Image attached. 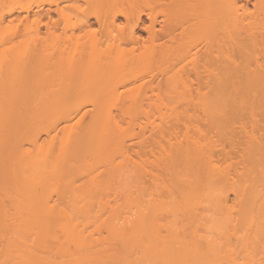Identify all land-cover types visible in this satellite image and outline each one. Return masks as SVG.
<instances>
[{"label": "bare ground", "instance_id": "obj_1", "mask_svg": "<svg viewBox=\"0 0 264 264\" xmlns=\"http://www.w3.org/2000/svg\"><path fill=\"white\" fill-rule=\"evenodd\" d=\"M24 1L0 0V24L16 11H33ZM238 1L197 0L221 4L220 25L229 21L225 27L237 34L231 55L217 57L207 76L196 73L195 89L188 76L164 75L185 109L155 104L167 110L164 125L151 122L150 135L139 133V160H131L127 142L136 138L131 126L145 102L158 97V75L151 76L149 95L143 88L128 92L122 89L142 76L121 78L116 68L135 60L169 62L172 52L153 43L142 56L124 59L117 42L139 44L142 29L155 42V19L145 26L142 14L113 3L97 18L104 38L90 43L92 52L70 60L60 49L46 55L35 47L14 60L16 67L8 64L0 77V87L12 86L10 114L0 103V155H11L12 198L0 202V229L10 227L12 243L0 251V264H109L117 254L131 259L117 255L113 264H264V61L245 51L264 22L243 24ZM119 17L126 26L119 28ZM52 24H45L49 33ZM26 31L41 34L40 26ZM123 97L130 103L116 107ZM119 115L131 120L132 131Z\"/></svg>", "mask_w": 264, "mask_h": 264}, {"label": "rangeland", "instance_id": "obj_2", "mask_svg": "<svg viewBox=\"0 0 264 264\" xmlns=\"http://www.w3.org/2000/svg\"><path fill=\"white\" fill-rule=\"evenodd\" d=\"M263 2H264L263 0L238 1L237 4L239 7L238 15H240L242 22L244 21L243 24L246 23L248 24L253 21L255 22V20L258 22L261 21V23L264 22ZM113 3H116L117 5L122 6L125 9H128V11L129 8H132L135 11L134 13L142 14L145 26L150 25L151 20L153 19L157 21L156 31L158 38L156 39L155 42H153L151 39L153 38L152 35L142 29L145 28L144 25L143 26L141 25L142 26L141 29L143 31L140 29H139L140 31H138V35L140 36L139 44L126 43V41H121V40L117 42V44H120V49L124 51V55H123L124 59H130V58L134 59L135 57L138 58L139 56H142L145 53V51L152 46L153 43L156 45L166 44V47H168L172 52L170 57L171 60L169 62H162V63L149 65L145 60H139V61L135 60L128 64H122L116 68L117 72H121L122 74L121 78H129L130 76H134V75H138L139 77L142 76L141 78H139L138 81L130 83L126 85L125 88L122 89L128 92L135 91L139 88H143L141 89L142 92L146 91L148 92L149 95L151 91L150 89L151 76L155 74L158 75V76L156 75L157 76L156 81L154 80L155 82L154 85L157 88L156 93L158 97H156L155 101L153 100V102H148V103L145 102L146 103L145 113L142 114L141 116L139 115L137 119L135 118L136 120L134 121L132 126H131V120L129 118L127 117L123 118V116L121 115H119L121 117L118 118L124 129H129L130 131L134 129V131L130 134L135 135L134 137L136 138H134V141L133 138L131 140H128L129 142H127V146L130 147L129 154L131 160H139L138 153H140L141 147L143 145L141 144L140 146L139 143L140 140H138L137 138L139 133L142 134L143 133L142 131L145 130L144 132L146 133L147 131V135H150V133H148L149 132L148 130L151 126V122H155V124L158 125V128H160L159 126L160 124L164 125L161 122V120L164 119L162 118V115H164L163 113H165L167 110L163 108L164 109L163 112L162 111L160 112L159 109L155 108V104L159 105L162 102L161 104H167L168 106L170 105V107L177 106L178 112L185 109L184 107L185 104L183 105L184 101L179 98L180 96H178L177 93L172 92L170 86H167V84H165L167 82L168 77L166 78V76L164 75H166L169 72L168 73L169 75H172L174 73H179V75L183 74L182 76L185 79L186 76H188L187 78L190 77L189 78L190 80L186 79L188 81V85L192 84L190 85L191 88L193 86V88L195 89L196 87H198V81L195 77L196 73H201L202 76L209 74L211 71L213 72L218 67L217 57L223 58L231 55L230 49L232 46L230 44L232 43L231 41L233 38L236 39L235 36H237V34L236 33L234 34L233 29H232L233 31H231V28L225 27L227 26L228 23H230L229 21L228 23L225 22L226 25L224 27L223 25H220L223 24V21H225L224 20L225 17L223 14L224 11L222 10L221 4L219 5L221 7H219L214 3L205 4V3L197 2V0H34V1L26 0L23 2V4L31 6L33 11H31L29 14L26 13L25 11L24 12L20 10H19L20 12L16 11L9 17L7 16L3 24H0V77H2L4 74L9 72L8 69L9 65L12 66V68L18 65L17 61L16 62L14 61L17 59L18 56L27 55L28 53L32 52V50H34L35 47L37 49L40 50L43 49L44 51H46L45 52L46 55L49 52L54 51V49L55 50L60 49V53L62 54L65 53L66 54V55L64 54L65 56L68 55L67 58L70 60L79 59L81 53L83 52H84L83 54L92 52V50H90L88 47L90 43L95 39L104 38V26L100 22H98L97 18L101 15L102 18L107 8H109ZM27 15L29 18L28 20L25 19L26 18L25 16ZM87 18L90 19L89 22L90 25L84 24ZM227 18L228 17H226V19ZM53 22H55L56 24L53 26V30L49 33L46 29L45 24L53 25L52 24ZM117 24L119 25V28L120 27L122 28L126 26L127 21L125 20L124 17H119ZM38 26H40L41 28V32H40L41 34L37 38L34 34L32 33L29 34L26 31L27 28L32 27L34 29ZM244 30L246 29L243 28V30L241 31H243L242 33H245L246 36L247 33ZM247 30L249 29L247 28ZM117 31L116 34L119 35V32ZM241 37L243 36L241 35ZM234 39L233 42L235 41ZM254 40H252L253 44L249 40V42L253 45V47L252 46L251 48L246 47L248 48V50H246L244 47L241 48L242 50L245 49V51L248 52L246 54L249 55L251 53L250 54L251 56L254 55V57L252 56V58L257 57L260 58L261 60L263 59L262 61H264V32H262L260 36H258V38ZM238 41H240V39ZM102 48L104 49V46ZM241 48H239L240 51L238 52H243ZM132 49H136L134 53L131 52ZM238 52L236 56L239 54L238 55L239 57L245 54V52H243V54L240 55V53ZM8 59L10 60V62ZM20 66L22 67L19 69H22L24 67V64L22 63V65ZM140 73H144V74L141 75ZM186 80L185 83L187 84ZM191 81L192 83H190ZM11 87H8V82H6V84H3V87H0V91H1L0 99H2V101L5 100V103L3 102L0 103H2L3 106L4 104H6L4 107H2L1 105V108L4 110L3 112H5V116L6 114H10L8 112V106H10L11 104L7 105L6 100L8 101L11 99L12 96ZM180 88L181 87L179 86V89ZM116 102H118L116 107H118V104L120 106L123 103H130L128 99H125V97H123L122 100L120 99ZM179 102L180 103L182 102L181 103L182 105H180ZM152 104H154V107L152 106ZM116 107L114 112H116L117 114L118 112L116 111ZM180 113L183 114V112ZM167 114L165 116H168ZM169 116L171 117L172 115ZM180 116L181 117L179 119H182L183 116L181 114ZM165 120L167 121V119ZM3 124L6 125V121H4ZM8 125L9 122H7V126ZM130 126L132 130L130 129ZM3 127L5 128V126ZM181 128H182L181 130H183V127ZM6 129L7 131L9 130L7 127ZM5 130L3 129L4 132ZM181 130H179L178 133L181 132ZM2 132L1 134H3ZM165 133L167 136H169L167 134L169 132L165 131ZM181 134L179 133V136ZM147 135L145 134V136ZM145 136L141 137V139L143 138L142 140H144ZM9 155L5 154V152H2L0 156L1 157L5 156V158H7V156ZM230 156L235 157L236 159L235 160L233 158L234 160L232 161H238L237 158L238 156L236 157V155L233 156L232 154ZM223 157H224L223 155H221L220 157L218 156V158L222 160ZM3 160L4 159L0 158V176L2 175L1 173L5 168L6 171L4 170L5 173L3 174V176H5V174L7 173V176H5L7 180L5 179L6 182H3L4 177L2 176L3 179L2 177H0V182L3 183V185L2 183L0 185V190H1L0 193L2 195V192H4L3 190H6V196H8V198L6 196H5L6 199L3 198L5 193L4 192L2 196L0 195V202L3 201V203L4 202L9 203V201L12 198V192L11 189L8 187L9 185H7L8 184L7 181H9L8 176H10V173L8 171H10V169L12 168L11 167L12 160L11 157L7 158V160L11 162V163L9 162V164L5 161L3 162ZM5 164L7 168L5 167ZM130 165L131 164H129V167L131 168L132 165L131 166ZM132 169H134V166L132 167ZM133 173L132 176H134ZM132 179L133 178L129 179V181L130 182L132 181L133 183L134 179L133 180ZM86 181L87 179L84 178L80 179L81 184L85 183ZM10 196L11 198L9 199ZM6 206L9 205L7 204ZM7 223L9 225V221H7ZM3 226H5L4 228H2L4 229V232L0 229L1 252L2 250L7 249L8 243H12L11 242L12 230L10 229L11 231L10 232L11 236H10L9 229L7 233V228L9 226H7L6 223ZM4 235L8 236L9 240H7L8 237ZM121 252L124 253L123 251ZM121 252L119 254H121ZM113 253H115V251ZM115 254H117V252ZM124 255L122 254L121 256L124 257ZM113 258L112 260H110L111 262L109 264L114 263ZM117 259L115 260L117 261ZM3 260L4 259L2 258V262ZM123 262L124 261L122 260L121 264Z\"/></svg>", "mask_w": 264, "mask_h": 264}]
</instances>
